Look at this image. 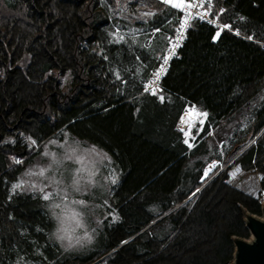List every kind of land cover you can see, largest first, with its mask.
Here are the masks:
<instances>
[{"label":"trees","instance_id":"16d2710c","mask_svg":"<svg viewBox=\"0 0 264 264\" xmlns=\"http://www.w3.org/2000/svg\"><path fill=\"white\" fill-rule=\"evenodd\" d=\"M213 10L231 29L193 21L153 94L143 85L179 9L161 0H0V263H231L233 237H249L243 209L261 212L260 198L228 180L236 168L264 177V0H216ZM119 31L127 36L114 43ZM190 106L207 113L191 147L179 128ZM68 136L107 152L117 174L107 197L116 219L73 251L54 240L39 194L11 192L50 139Z\"/></svg>","mask_w":264,"mask_h":264},{"label":"rangeland","instance_id":"374dc122","mask_svg":"<svg viewBox=\"0 0 264 264\" xmlns=\"http://www.w3.org/2000/svg\"><path fill=\"white\" fill-rule=\"evenodd\" d=\"M118 34L124 36V39L127 36L125 32L121 31ZM188 113H192L195 117L192 123L190 122L189 127L183 125V117ZM199 113L201 112L195 107L190 106L186 108V112L179 123V127L184 129V134L187 133V135L185 134L187 144L191 146L193 144L192 129L196 125H200L198 130H201L206 121V116L199 115ZM53 140L56 141L55 144L50 143ZM109 158L111 159L104 150L73 136L64 139L54 137L45 144L42 152L20 175L18 181L13 183V185L20 184L21 186L13 188L12 185L11 192L13 194L17 192L39 194L42 199L43 194L40 189L43 188L45 193H49L50 199L48 201L43 200L46 202L50 215L54 218L55 226L52 236L64 250L73 251L92 237L96 226H99L102 220L109 217L112 220L116 219L113 210L108 211V206L112 208V204L107 197L112 189L111 186L116 183L113 181L117 179V174L112 164L109 163ZM16 160L21 162L19 159ZM217 164L214 162L206 169L205 178L213 172ZM41 171H43V175L40 174ZM74 180L78 182L75 186H73ZM228 182L254 198L264 199V177L262 175L254 172H242L236 168L229 173ZM103 197L104 200H101ZM57 204L61 207H55ZM65 204L68 205L69 209L80 214L79 219L83 223V227L76 229L75 233L72 234L70 247L68 239H58V229L61 225L57 215H63ZM256 215L262 217L263 211L261 210ZM59 235L64 234L59 233ZM250 236L251 233L249 232L248 238ZM97 263L99 261L92 264ZM11 264L44 263H37L23 256Z\"/></svg>","mask_w":264,"mask_h":264},{"label":"snow or ice","instance_id":"6c2138e0","mask_svg":"<svg viewBox=\"0 0 264 264\" xmlns=\"http://www.w3.org/2000/svg\"><path fill=\"white\" fill-rule=\"evenodd\" d=\"M162 3L170 5L174 8L179 9L180 11L185 12V16L183 17V19L180 22L179 28L177 29V32L179 33L181 30H183L188 22V19L190 17H192V12L191 9L193 7H196L198 9H203L204 8V3L205 0H161ZM208 6L209 8L211 7V0H208ZM221 12H223V9L221 10ZM196 15L203 19L205 15H208V11L205 10L203 12L197 11ZM209 23H213V21L209 20ZM220 27V31H222L223 29L227 28V29H231V25H222V26H218ZM154 31L156 33H159L161 31L160 28H156L154 29ZM220 31H217L216 36L220 35ZM237 35H239V32L236 33ZM110 35H113L116 37V39L113 41L114 43H119L121 41L124 40V36L119 35L118 33H111ZM164 39L168 42L169 47H167L164 50V54L160 57L163 61V64L166 65L171 57V55L174 54V48L176 45L172 44V38L171 37H164ZM248 39H252V37H248ZM137 59H139V57H137ZM163 67L154 72L152 75L154 77V79L152 80H148L144 85V90L146 92L151 91L153 94H155V89L152 87L153 84L155 83V81L159 80L160 78V72L163 71ZM117 75V79H120L119 73L116 74ZM161 99H163V97H161ZM199 115L202 116H207V113H199ZM187 135V133H185ZM32 144H36L35 140L31 141ZM50 143L55 144L56 141H50ZM185 143H188L187 140H185ZM189 147H191V145H189ZM45 155H47V153H45ZM17 163H19V161H17ZM215 166V165H212ZM41 175H43V171H41L40 173ZM207 174V173H205ZM115 182V181H113ZM78 182L77 181H73V186H75ZM20 184H15L13 185V188H17L20 187ZM78 190V189H77ZM40 191L43 194V199L48 201L50 199V194L49 193H45L44 189H40ZM82 203V202H81ZM55 207L60 208L61 205L57 204L55 205ZM65 211L63 213V215H57V219L60 222V228L58 229V239L60 240H64V239H68L69 240V247L71 246V240H72V234L75 233L76 229L78 228H82L83 227V223L82 221L79 219V213L72 211L71 209L68 208V205H64L63 206ZM59 233H63L64 235H59Z\"/></svg>","mask_w":264,"mask_h":264},{"label":"water","instance_id":"95a60500","mask_svg":"<svg viewBox=\"0 0 264 264\" xmlns=\"http://www.w3.org/2000/svg\"><path fill=\"white\" fill-rule=\"evenodd\" d=\"M18 149L17 154L25 156L27 149L25 147ZM262 205V217L243 209L244 221L251 236L250 238L233 237L235 253L230 264H264V202Z\"/></svg>","mask_w":264,"mask_h":264},{"label":"built area","instance_id":"2783aa9c","mask_svg":"<svg viewBox=\"0 0 264 264\" xmlns=\"http://www.w3.org/2000/svg\"><path fill=\"white\" fill-rule=\"evenodd\" d=\"M215 1L216 0H211V7L210 8L208 6V0H205L203 9H198L196 7H193L191 9V12H192L193 15H192V17H190L188 19V22H187L185 28L178 33L177 32V29L179 28V26H178L176 28V30H175V33L172 36H169V37L172 38V44H174L176 46L174 48V54L171 55V57H170V59H169V61H168V63L166 65L163 64V61L161 59L160 65L158 67V70H160L162 67H163L164 70L160 72L159 80L155 81V83L152 86L155 89V92H157L158 90L161 89L162 80H163L164 76L167 74V71H168L172 61L179 57L180 50L183 47V44H184V42L186 40V37H187V33L190 30V27H191L193 21H199L201 23L213 25V26H216V27L222 26V25H220V23L218 21V16L217 15L215 16L214 13H213V9H214V6H215ZM222 9L223 8H221L219 10V14L223 13V12H221ZM205 10L208 11V15H205L203 19L199 18L196 15L197 11L203 12ZM223 11H224V9H223ZM184 16H185V12H183L182 19H183ZM209 20L213 21V23H209L208 22ZM168 47H169V44H168ZM152 79H154L153 75L151 76L150 80H152ZM144 92L145 93H152L151 91L146 92L145 90H144ZM263 202H264V199L262 200V204H263Z\"/></svg>","mask_w":264,"mask_h":264},{"label":"bare ground","instance_id":"6f19581e","mask_svg":"<svg viewBox=\"0 0 264 264\" xmlns=\"http://www.w3.org/2000/svg\"><path fill=\"white\" fill-rule=\"evenodd\" d=\"M183 119H184L183 125L189 127L190 126V122L192 123V120L195 119V117H194V115L192 113H188V114L184 115Z\"/></svg>","mask_w":264,"mask_h":264}]
</instances>
